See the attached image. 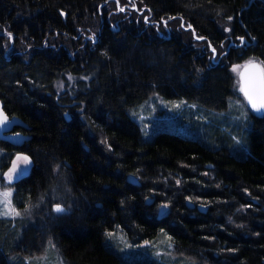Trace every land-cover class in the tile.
Returning <instances> with one entry per match:
<instances>
[{
  "label": "trees",
  "instance_id": "obj_1",
  "mask_svg": "<svg viewBox=\"0 0 264 264\" xmlns=\"http://www.w3.org/2000/svg\"><path fill=\"white\" fill-rule=\"evenodd\" d=\"M112 1L0 0V100L27 125L13 131L30 136L19 146L0 139V174L24 154L31 166L13 182L17 209L52 204L59 181L70 207L25 229L0 218V264L16 247L30 249L32 229L41 242L44 228L68 264H161L124 257L107 239L119 228L136 241L162 232L183 264H264V113L253 114L243 151L229 138L239 155L173 131L145 138L129 113L153 92L224 109L228 71L196 63L202 55L163 21L191 25L206 39L190 38L202 50L221 42L232 17L254 37L251 54L264 68V0H135L148 9L139 16L159 25L111 26L104 16L95 42L99 12L120 20L109 15ZM64 73L85 77L59 92Z\"/></svg>",
  "mask_w": 264,
  "mask_h": 264
},
{
  "label": "rangeland",
  "instance_id": "obj_2",
  "mask_svg": "<svg viewBox=\"0 0 264 264\" xmlns=\"http://www.w3.org/2000/svg\"><path fill=\"white\" fill-rule=\"evenodd\" d=\"M127 3L120 1L117 3V0H113L109 4V15L119 17L120 20L110 22L108 18H112L108 17L105 12L101 11L99 12L98 18L100 23L105 16V19L111 24V26L119 25L120 27H129L134 23H146L148 24V28H152L159 25L160 22H150L149 19L146 21L144 19L146 16H143V18L139 16L147 14L148 10L145 6L141 7V3H139V5L135 4V8H133L137 11L136 16L128 15L127 13L132 11V7ZM120 8H124L125 10L120 11ZM148 21L150 23H148ZM231 23L232 20L226 21L221 25V28H223L225 33H230L232 28ZM167 24L173 30L175 35L178 34L179 37L186 42V45H196V43L191 42L190 39L193 36L191 29H189V27L179 18L175 17V19H168ZM233 24L235 23L233 22ZM228 29H230V31ZM94 30L93 33L98 32L97 34L100 37L101 30H98L97 28ZM251 37L255 42L254 37ZM250 61L262 64L258 58L254 57L253 59H247L244 61L241 59L238 63H235L228 68L227 71H229L231 78H234V80L230 83V91L227 98L228 103L224 109L215 110L203 108L194 102L184 99H166L157 92H153L145 98L141 104L130 109L129 113L139 125L142 136L145 138H151L163 130L173 131L187 137L202 139L209 145H215V147H225L230 153L239 155V150L231 144L229 138L233 139V142L241 151L247 148L245 136L250 130L254 113L240 92L238 76L241 68ZM84 77V75L80 74L73 75L64 73L55 82L57 90L59 92L64 90L70 91V89L76 85V82ZM235 82L237 84H235ZM212 122H214V124H212ZM24 157L27 156L24 154H17L9 168L0 174V177H2L0 178V193L10 192L11 207L20 213V215H3L2 213L8 211V209L5 208L3 203H0V218H10L13 220L14 224L19 223L21 229H25L30 221L33 222L36 215L43 220L47 221L50 217L49 221H54L57 217L67 214L70 211V207L68 205L64 206L63 203V200L69 199V193L65 183L63 184L62 181H59L60 183L56 185V189L54 188V193L50 201V203L53 202L52 204H47L48 206L41 207L43 202L46 201L43 199L41 203L31 204L22 210L17 209L12 201L14 191L13 182L22 175L28 173L31 166L30 159L27 157L28 160L25 162ZM14 163L16 165V170L12 173L13 180L10 182L6 176H3V174L8 173ZM53 200H56V202ZM56 205H60L63 210L57 212L55 210ZM47 229L48 228L41 229V231H43L41 242L39 241L40 238L37 237L36 230L32 229L30 231V234L32 233V235H29L26 238L30 249L26 250L23 248L26 250L24 251L22 248L16 247L12 252V256L8 258V263L68 264L61 257L56 246L47 235ZM109 233H111V235H109ZM109 233H107V239H109L110 244L115 247L116 250L120 251L127 259H155L158 262L162 260V262H160L161 264H183V262H186L184 259L188 260L185 255L175 251L173 242L168 236L162 234V232H159V234L153 239H145L143 241L129 239L120 228ZM156 254L158 256H155Z\"/></svg>",
  "mask_w": 264,
  "mask_h": 264
},
{
  "label": "flooded vegetation",
  "instance_id": "obj_3",
  "mask_svg": "<svg viewBox=\"0 0 264 264\" xmlns=\"http://www.w3.org/2000/svg\"><path fill=\"white\" fill-rule=\"evenodd\" d=\"M150 16L151 15H148L149 21L157 23V21L150 18ZM102 25H103V21H102ZM236 25L237 23L233 24L230 33H225V35L221 39V42H217L216 40L213 41V44L208 42V47L203 48L202 50L199 49L198 45L197 46L194 45L193 48L196 49L200 55H202V57H196L195 62L197 61L201 63L200 58H202V62L205 63L204 65L208 64L210 69L219 67L226 72L228 68H230L233 64L238 63V61L241 59L243 61L247 59H253L255 56L251 54L252 52L251 46L255 42L251 37V35L249 34V32L244 30L243 24L239 26ZM100 29L101 26L99 27V30ZM168 32H171L170 29L167 30L166 34ZM240 37L244 38V43H241V40L239 39ZM220 38L221 37H219L218 39ZM165 39L170 40L167 37ZM97 40L98 39H96L95 41ZM199 41H206V39ZM213 49H215V52H213ZM229 77H230V81L234 80V78H231L230 74ZM238 81L240 82L239 76H238ZM235 84L237 83L235 82Z\"/></svg>",
  "mask_w": 264,
  "mask_h": 264
},
{
  "label": "snow or ice",
  "instance_id": "obj_4",
  "mask_svg": "<svg viewBox=\"0 0 264 264\" xmlns=\"http://www.w3.org/2000/svg\"><path fill=\"white\" fill-rule=\"evenodd\" d=\"M119 0H117V3ZM130 3H132L133 7L135 6V0H129ZM120 11H124V8H120ZM147 21V17L144 18ZM169 19H175V17H169ZM182 19V18H181ZM229 20L232 19V17H228ZM165 25L167 24V21H163ZM183 26V25H182ZM189 28H191V25H188ZM230 31V29H228ZM199 39H203V37H199ZM241 43H244V38L240 37ZM213 52H215V49H213ZM249 63H252L251 61ZM238 67V66H235ZM234 67V70H235ZM253 67L258 69L256 80L253 84L249 85L248 87H243L241 91L244 92V95L248 98L249 102L251 103V106L253 109L260 110L264 109V69H260L258 65L253 64ZM7 120V117L3 115L2 111H0V124H3L4 121ZM19 159V157H18ZM25 162H27L28 158L24 157ZM16 165L13 164V167L9 169L8 173L3 174V176H6L8 181L13 180L12 173L15 172ZM2 178V177H0ZM179 183V181H177ZM11 193L10 192H3L0 193V203H3L5 208L8 209V211L3 212V215H20L19 212H17L14 208L11 207V200H10ZM166 207V206H165ZM55 210L57 212L62 211L60 205H56ZM111 235V233H109Z\"/></svg>",
  "mask_w": 264,
  "mask_h": 264
},
{
  "label": "water",
  "instance_id": "obj_5",
  "mask_svg": "<svg viewBox=\"0 0 264 264\" xmlns=\"http://www.w3.org/2000/svg\"><path fill=\"white\" fill-rule=\"evenodd\" d=\"M189 29H191L194 39L205 40L204 37L203 39H199V37L196 35V32L192 30V28ZM253 64L258 65L260 69H264L262 64L255 61L244 65L239 72V78L242 88L248 87L249 85L253 84L256 80L258 69L253 67ZM246 100L249 104L248 106L250 107V109L254 114L261 115L264 113V109H260L259 111L253 109L247 97ZM0 111H2L3 115L7 117V120L4 121L3 124H0V139L6 140L9 143L16 146L22 145L25 141H28L30 139L29 135L23 134L22 132L19 131L18 132L13 131L14 127L19 126L22 128H27V125L20 118L16 116L9 117V115L5 112L3 108V102L1 100H0Z\"/></svg>",
  "mask_w": 264,
  "mask_h": 264
},
{
  "label": "bare ground",
  "instance_id": "obj_6",
  "mask_svg": "<svg viewBox=\"0 0 264 264\" xmlns=\"http://www.w3.org/2000/svg\"><path fill=\"white\" fill-rule=\"evenodd\" d=\"M130 7H133V6H130ZM101 29L100 30H102L103 29V25H102V22H101ZM101 32V31H100ZM166 35V34H165ZM166 36H169V34L168 35H166ZM99 38V35H98V37L96 38V39H98ZM95 39V40H96ZM239 80H240V78H239ZM239 86H240V92H241V94L243 95V97H244V99L246 100V97H245V95H244V93H243V91H241V89H242V86H241V82H239ZM247 101V100H246ZM248 103V102H247ZM249 105V104H248ZM15 128V127H14ZM14 128H13V130H14ZM15 132H17V131H15ZM173 250V249H172ZM174 251V250H173ZM152 252H154V251H152ZM155 253V252H154ZM155 256H158L157 254L155 255ZM160 262H162V260L160 261Z\"/></svg>",
  "mask_w": 264,
  "mask_h": 264
}]
</instances>
